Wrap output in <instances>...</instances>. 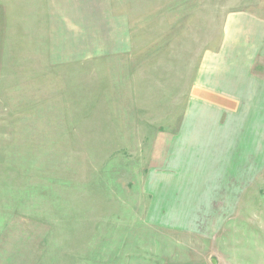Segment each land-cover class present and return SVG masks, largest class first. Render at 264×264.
I'll list each match as a JSON object with an SVG mask.
<instances>
[{
  "label": "rangeland",
  "instance_id": "374dc122",
  "mask_svg": "<svg viewBox=\"0 0 264 264\" xmlns=\"http://www.w3.org/2000/svg\"><path fill=\"white\" fill-rule=\"evenodd\" d=\"M16 6V34L0 19V264H264V82L256 104H188L227 17L264 18V0Z\"/></svg>",
  "mask_w": 264,
  "mask_h": 264
},
{
  "label": "crops",
  "instance_id": "0c3cea01",
  "mask_svg": "<svg viewBox=\"0 0 264 264\" xmlns=\"http://www.w3.org/2000/svg\"><path fill=\"white\" fill-rule=\"evenodd\" d=\"M16 3L17 0H11L7 8L5 5L0 8L3 14L0 19L4 22L7 19L9 32L13 34L17 33L18 20L27 21L26 11H17ZM36 16L40 19L38 13ZM1 37L4 36H1L0 29ZM221 44L219 52L204 57L188 104H256V88L264 82L254 75L256 63L262 58L264 60V18L249 13L230 15L224 24ZM236 50L240 56L232 54ZM242 58L241 72L232 73L231 69L238 66Z\"/></svg>",
  "mask_w": 264,
  "mask_h": 264
},
{
  "label": "water",
  "instance_id": "95a60500",
  "mask_svg": "<svg viewBox=\"0 0 264 264\" xmlns=\"http://www.w3.org/2000/svg\"><path fill=\"white\" fill-rule=\"evenodd\" d=\"M212 261H213V263H214V259H213Z\"/></svg>",
  "mask_w": 264,
  "mask_h": 264
}]
</instances>
